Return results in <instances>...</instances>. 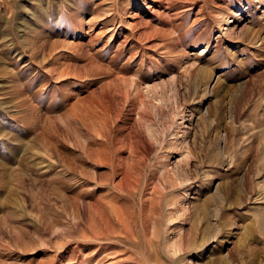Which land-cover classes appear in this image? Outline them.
<instances>
[{"label":"rangeland","instance_id":"obj_1","mask_svg":"<svg viewBox=\"0 0 264 264\" xmlns=\"http://www.w3.org/2000/svg\"><path fill=\"white\" fill-rule=\"evenodd\" d=\"M0 264H264V0H0Z\"/></svg>","mask_w":264,"mask_h":264}]
</instances>
